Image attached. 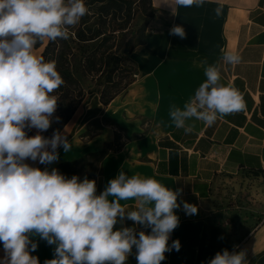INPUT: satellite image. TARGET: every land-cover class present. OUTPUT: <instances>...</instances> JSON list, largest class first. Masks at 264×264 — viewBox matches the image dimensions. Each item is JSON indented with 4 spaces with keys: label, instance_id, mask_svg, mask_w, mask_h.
<instances>
[{
    "label": "crops",
    "instance_id": "crops-1",
    "mask_svg": "<svg viewBox=\"0 0 264 264\" xmlns=\"http://www.w3.org/2000/svg\"><path fill=\"white\" fill-rule=\"evenodd\" d=\"M218 4L219 17L213 11ZM152 9L145 42L131 54L134 81L108 104L97 94L78 108L61 129L73 145L70 152L59 148V160L50 165L27 162L69 178L94 179L97 194L122 167L129 176L183 189L175 210L180 224L169 240L178 239L181 248L166 253L161 264H208L224 249L245 250L248 264H264V0H209L187 8L152 0ZM174 25L183 26L186 38L169 34ZM222 49L238 52L241 62L223 64ZM205 58L221 64V83L242 93L246 110L211 127L197 121L185 134L171 123L169 110L182 108L205 81ZM84 168L88 173L81 174ZM184 201L198 213L186 215ZM124 226L133 222L125 220ZM32 240L38 247L31 255L40 264L54 258V246L38 236ZM127 264H137L135 248Z\"/></svg>",
    "mask_w": 264,
    "mask_h": 264
},
{
    "label": "clouds",
    "instance_id": "clouds-1",
    "mask_svg": "<svg viewBox=\"0 0 264 264\" xmlns=\"http://www.w3.org/2000/svg\"><path fill=\"white\" fill-rule=\"evenodd\" d=\"M206 2L174 0L186 8ZM88 11L85 0H0V264H40L31 255L38 247L34 236L54 246V258L43 264H127L133 248L137 264H161L166 253L181 248L178 239L171 244L169 240L180 224L175 210L183 189L173 190L138 173L129 176L122 167L97 194L94 179L69 178L56 168L42 170L27 162L50 165L59 160V148L72 150L60 130L51 137L42 135L59 122L54 115L58 98L52 93L64 80L56 61H45L35 47L45 39L68 40L70 29ZM213 11L219 17L223 5ZM169 34L186 38L181 25H174ZM221 51L223 64L241 62L238 52ZM200 64L205 81L182 108L173 105L169 110L171 123L185 134L194 131L197 121L211 127L246 110L242 93L231 83H221V64H208L206 58ZM31 129L37 134L29 136ZM183 210L189 216L198 213L197 206L186 201ZM125 220L133 226H124ZM137 226L151 231L137 232ZM246 255L245 250L224 249L208 264H248Z\"/></svg>",
    "mask_w": 264,
    "mask_h": 264
},
{
    "label": "trees",
    "instance_id": "trees-1",
    "mask_svg": "<svg viewBox=\"0 0 264 264\" xmlns=\"http://www.w3.org/2000/svg\"><path fill=\"white\" fill-rule=\"evenodd\" d=\"M137 1L145 0H85L88 14L70 29L68 40L45 39L36 45L43 46L40 56L45 61H56L64 80L52 93L58 98L54 115L60 119L44 132L46 137H51L55 130L61 131L94 95H100L102 102L108 104L134 81L137 68L131 54L145 42L148 21L139 30V36H131L126 44L124 38L132 33V28L123 25Z\"/></svg>",
    "mask_w": 264,
    "mask_h": 264
},
{
    "label": "rangeland",
    "instance_id": "rangeland-1",
    "mask_svg": "<svg viewBox=\"0 0 264 264\" xmlns=\"http://www.w3.org/2000/svg\"><path fill=\"white\" fill-rule=\"evenodd\" d=\"M152 10H153L152 3L151 1H148V0L137 1L135 4H133L129 19H127L125 24L123 25V27L132 28V33L124 38L123 44H126L128 41V38H130L131 36H134V37L139 36V32H140L139 30L143 27V25L147 21H149L151 14H152ZM124 31H126V29ZM42 50H43V46L39 48L35 47V54L40 56ZM35 134H37L36 129H31L30 131H28L29 136H32ZM42 135L45 136L44 132L42 133ZM84 173H88L86 172L85 168L83 169L81 174H84Z\"/></svg>",
    "mask_w": 264,
    "mask_h": 264
}]
</instances>
